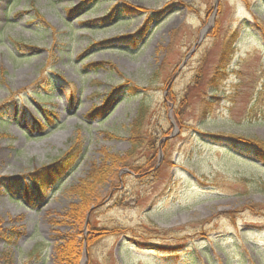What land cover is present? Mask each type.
I'll return each instance as SVG.
<instances>
[{
	"label": "rangeland",
	"instance_id": "1",
	"mask_svg": "<svg viewBox=\"0 0 264 264\" xmlns=\"http://www.w3.org/2000/svg\"><path fill=\"white\" fill-rule=\"evenodd\" d=\"M83 1L0 0V264H56L67 238L83 240L80 264H264V154L205 134L264 143V0ZM141 103L160 148L132 160L155 155L159 171L144 175L116 167ZM75 145L73 168L28 199L36 171ZM94 166L106 171L86 227L90 212L69 218L86 201L72 188Z\"/></svg>",
	"mask_w": 264,
	"mask_h": 264
},
{
	"label": "trees",
	"instance_id": "2",
	"mask_svg": "<svg viewBox=\"0 0 264 264\" xmlns=\"http://www.w3.org/2000/svg\"><path fill=\"white\" fill-rule=\"evenodd\" d=\"M86 2L87 0H84L82 4ZM119 2H121L120 7L115 6V10L123 7L125 12L128 11L127 13H130V14L138 13L141 11L138 8L126 6L122 1H119ZM75 12H77V10L71 9L68 13L70 15H73ZM211 34H214V36L216 37L215 32H212ZM129 37H132V36L130 35L126 38H129ZM237 38H238V32H235V31H232L231 33L227 34V36L226 35L223 36L224 40H223L221 54L218 59V62L216 63L215 70L211 78L212 81L208 83L209 87L216 88L217 87L216 83L221 78H223V75L226 73L227 66H229L230 61L233 57V47L236 44ZM110 67H112V65H110ZM262 92L263 91L260 92L259 96L263 95ZM213 99H216V98L214 97ZM212 103H213L212 101L207 102L206 99L204 100L205 109L203 112H201L202 116L210 115L211 110H212ZM140 105L141 106L138 110L137 117L134 119V121L131 124L132 149L131 151H129L126 158L118 159V164L117 166L116 165L115 166L118 167L119 169L127 168L136 174L144 175V174L156 173L159 171V166H157L158 161L155 158H153L154 154L151 155L148 158V161L144 162V165L142 166H138V167L134 166L132 163V160L136 159L138 154L141 155L140 154L141 149L143 148V146H145L146 143H148L147 146L151 148L155 154L159 152L160 148L158 147L159 142L157 138L153 136L155 134L149 130V124H148V119H147L148 108L145 106V104L141 103ZM98 112L99 111L97 109H94L91 114L94 115V117H96L98 115ZM44 117H47V116H44ZM46 120L47 121L49 120V116L46 118ZM35 122L39 128L42 127L40 122L36 120ZM177 123L181 124L180 121H177ZM167 134L168 133L166 132L165 135ZM205 134L211 138H215L219 140L222 144L231 142L234 145L243 146L249 150L252 148L256 150L257 152L259 153L261 152L264 154V143L262 142H259L253 139L252 140L247 139L244 137H239V136H226L222 134H208V133H205ZM169 142L170 140L164 141L161 144V148H164L165 150L168 149ZM142 153H143V149H142ZM78 155L79 154H78L77 145H75L73 148L67 151V153L63 157L58 159L57 162L53 163L52 166L44 167L41 170H37L36 173L34 174L35 175L34 177H37L38 179V180L34 179L35 189L31 191L30 188L25 187L23 190V194L28 199H30L32 196L37 195L41 200H44L45 199V196H44L45 195L44 194L45 181L51 177L56 176L57 174L60 175L63 172H68L71 168H73V165L78 159ZM104 171L106 170L103 167L101 168V167L94 166L92 171L89 173L88 177L85 180L80 181L79 186L72 188V193L86 200L84 203V212L82 211V207H79V206L76 208L73 206L70 212L69 218L72 221L78 223L79 225H83V217L85 219L86 217L85 213L91 211L92 207L90 206L95 205L93 204L92 200H89L86 198V196H88V194L94 188L91 183L95 182L97 184L101 182L103 175L105 173ZM38 174H42V175H38ZM11 185L13 189L17 187V186H14L13 183ZM260 187H261V190L263 191L264 184H261ZM233 194L234 193H231V195ZM94 207L97 208L96 205ZM144 230H146V232L150 231L146 228H144ZM123 235L125 236L124 238H131L130 235L122 234L121 236ZM156 236H157L156 237L157 240L165 239L162 233H158L156 234ZM137 238H142V237H137ZM181 243L182 242L171 244V243L160 242V244L158 245V248L171 251V250H175V247H180L182 245L184 246L187 244V242L182 243V244ZM90 245L91 244L89 242V248H90ZM82 257H83V240L82 239L78 240L77 238H67L63 244L58 245L57 252H56V261H57L56 264H80ZM192 260L194 263L197 262L196 254L192 256Z\"/></svg>",
	"mask_w": 264,
	"mask_h": 264
},
{
	"label": "water",
	"instance_id": "3",
	"mask_svg": "<svg viewBox=\"0 0 264 264\" xmlns=\"http://www.w3.org/2000/svg\"><path fill=\"white\" fill-rule=\"evenodd\" d=\"M205 31H206V30H205ZM204 37H205V32L201 35L198 44L201 43V41L204 39ZM188 57H189V56H188ZM188 57H187V58H188ZM92 211H93V209H92ZM92 211H91V212H92ZM91 212H90L89 215H88V218H87V221H86V227H87V225H88L89 218H90V216H91Z\"/></svg>",
	"mask_w": 264,
	"mask_h": 264
}]
</instances>
